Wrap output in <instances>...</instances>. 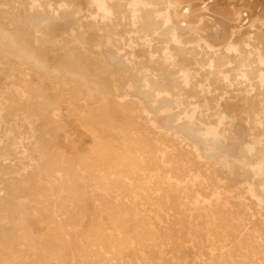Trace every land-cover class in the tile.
Returning <instances> with one entry per match:
<instances>
[{
    "label": "rangeland",
    "instance_id": "374dc122",
    "mask_svg": "<svg viewBox=\"0 0 264 264\" xmlns=\"http://www.w3.org/2000/svg\"><path fill=\"white\" fill-rule=\"evenodd\" d=\"M162 1L178 42H169L168 56L150 59L159 40L148 47L131 23L114 37L100 31L109 23L95 16V0H0V264H264V204L254 194H264V167L249 152L251 144L264 146V93L242 82L245 73L264 71L257 62L264 49L244 48L264 30V0ZM31 4L48 16L31 21ZM116 39L127 44L122 58ZM214 50L220 89L209 94L211 74L201 65ZM149 60L177 85L169 96L158 98L152 83L144 86L148 101L135 91ZM194 109L230 129L211 154L164 127L166 120L187 123L197 134L199 122L184 117ZM129 156L150 170L133 195L118 188L131 181ZM60 163L71 165L84 192L76 209L47 171ZM87 163L93 175L82 168ZM104 177L117 215L102 197ZM33 179L32 191L12 195L11 185ZM35 191L47 194L44 202ZM26 205L28 243H18L10 262L2 258L14 233L10 214ZM94 234L100 240L89 247Z\"/></svg>",
    "mask_w": 264,
    "mask_h": 264
},
{
    "label": "bare ground",
    "instance_id": "6f19581e",
    "mask_svg": "<svg viewBox=\"0 0 264 264\" xmlns=\"http://www.w3.org/2000/svg\"><path fill=\"white\" fill-rule=\"evenodd\" d=\"M95 1L97 3V13L95 16L97 17L99 15L102 17V19H104V21H107V23H109V25H105L104 27H100V29H99L100 31H105L106 34L113 36L114 34H111V33L114 29L121 28V27H124L126 29L129 26V23H131L132 25L137 26L144 33V35H145V43L144 44L148 45V47H152L153 43L156 40H159V42H160L159 43L160 44L159 51L160 52L152 51V56L150 57V59H156V57H157V56H155L156 53H162V54L168 56L169 55V51H168L169 42L170 41L178 42V40L176 38V34H175L174 29L172 27L170 17H168L170 5L166 4L162 0H95ZM29 10L32 12L30 20L34 21V22H39L48 16L47 12L39 10L35 5L33 6V4H31V7L29 8ZM117 42H119L120 44L117 45L116 44ZM115 45L116 46L114 49L117 52V55H120L122 58L123 54H124V50H125L124 48L127 47V44L123 41H117V39H116ZM244 48L248 49L249 51L262 52L264 49V30H262V32H260L258 35L250 37L246 41V43L244 44ZM235 51L237 54L241 55L240 50L236 49ZM22 53L24 55H27L26 52H24V51H22ZM219 56H220V50H214L213 52H211V56H209L205 60V63H203L201 65L202 69H205V70L208 69L207 71L210 72V74H211V77L209 79V83H210L209 89H208L209 94H213L214 92H217L218 89H220L219 84L217 83V81H218L217 75L219 73H221L220 72L221 61L219 59ZM116 60L119 61L120 67L122 69L121 62L119 59H117L116 55L108 57V64L113 65L116 63ZM251 60H253V59H251ZM127 61H128V59H127ZM257 62H258V65L263 66L264 65V58L259 57ZM38 63H40V62H38ZM147 63L150 64V60ZM147 63H146V65H147ZM103 66H106V64ZM149 66H150L149 67L150 69L142 66V67H144L143 68L144 73L141 74L140 73L141 71H139L140 76H138V78L134 82V85H136L135 91L137 92V94L140 97L144 98V100H146V101L149 100V94H147L148 91L147 92L144 91V88L147 85H150L151 83L153 84V87L157 90V97L158 98L161 96H164V95L169 96V94L172 90L177 89V85L175 84L174 81H168L165 79V72L162 70L161 66L159 64H157V62L150 64ZM147 67H148V65H147ZM203 73H205V72H203ZM77 78H78V76H77ZM79 79H81V78H79ZM153 79H155V82L152 81ZM232 80H233V78H232ZM242 82H243V84H245V87L250 86L252 92H257V90H259L261 93H264V71L263 72L258 71L255 76L254 75L250 76L248 73L247 74L245 73L242 77ZM84 83H87V82H84ZM93 86L95 87V84ZM87 89H88V91H90L89 87ZM235 91H236V88H235ZM203 92H205V90H203ZM93 94H91V95L93 96ZM260 97H262V95L261 96L259 95V98ZM254 100H255V98H254ZM43 113H45V112L43 111ZM103 116H105V115H103ZM184 117H185V119H187L188 122H190V121L199 122L200 125L198 126V129L195 132L197 134L193 135L194 132L187 125V123H182L181 126H175L173 121L166 120L164 123V127L166 129H176L180 134H183V135L189 137L194 142V144L196 146H201L202 150H205V153H207V154L213 153L215 151V149H214L215 145L218 143H222L223 140L227 141L231 135L230 129L227 128V126L225 124H223L224 121H222L221 123H218V124L210 123V122L206 121L205 119H203V116H199L197 109H194L191 112H185ZM260 122L264 125V117L260 119ZM100 127H101V125H100ZM183 138H184V136H183ZM128 144L129 143H127V145ZM128 149H129V147H128ZM249 152L253 155L254 154L255 155H261L262 156L261 165H262V167H264V146L259 145L258 148H256L251 144L249 146ZM131 153H133V152H131ZM134 154H135V152H134ZM151 156H152V154H151ZM122 161H124V160H122ZM119 163H118V165H119ZM262 167L259 168V171H261ZM82 168H84L87 172H89L91 175H93L94 170L90 164H88V163L83 164ZM45 169H47V168H45ZM124 169H125V172L127 173V175L131 178V181L126 185L119 186L118 188L120 189V191L126 192L129 195H133L136 192L142 191L145 187L147 180H149L150 170H146V169L144 170V169L137 168L134 160H131V157H130V160L128 161L127 165L124 167ZM47 171H49L53 176H57L60 178L59 183H60L61 189L66 191V192L68 191L71 194V198H70L68 204H70L71 208L76 209L77 205L79 204L80 200L83 197L84 192L82 193L81 189L76 187V184H80V181H79L78 176L75 174L74 170L71 168V165L69 163H66V164L60 163L57 165L50 164ZM65 179L67 180L66 183L64 182ZM107 181H108L107 177H104L102 179V181L100 182V186H101V190H102V197L104 198V202L106 203V206L108 207V209L117 215L118 211L120 210V206H119V204H115L114 202H112L110 200V198L108 196V191L110 190V187L107 185ZM37 182H38L37 179H33V181L29 185H26V184L22 183L21 181H17V183H14L13 185H11V193H12V195H15V196H17V195L21 196L22 192L24 190L32 191L35 188V185L37 184ZM254 192H255L254 194H255L256 198L258 199L259 203L261 205H263L264 204V194H263L262 190L260 191L259 189H255ZM33 195H35V200L37 202H39V201L44 202L46 197H47V194H44L42 192H37V191H35L33 193ZM28 209L29 208L27 205L26 206H17L16 208H14L12 210V212L10 214L11 222H13L12 230L14 233L12 235V239L10 238L11 239L10 243L7 244L8 246H7V249L5 250V255L3 254L4 256L2 257L5 260H8L10 262L11 261L13 262V261H15V259H17L14 252H15V249H16V246L18 245V243L19 244L21 242H27L28 243V239L25 238V236H24L25 229H26V221H24V215L28 211ZM168 210L173 211L174 206L170 205ZM42 211H44V210H42ZM253 230H255V229L253 228ZM92 239H91L92 240L91 242L88 241V242H90L89 247H91V246L93 247L94 244H92V243H94L96 241L99 242L100 236L98 234H94ZM5 242H6V240H5ZM16 252H17V250H16ZM217 253L219 254L220 252H217ZM249 253H251V252H249ZM32 254H34V253H32ZM3 262H4V260H3ZM5 263H6V261H5ZM14 263L15 262H13V264ZM38 264H39V262H38Z\"/></svg>",
    "mask_w": 264,
    "mask_h": 264
}]
</instances>
